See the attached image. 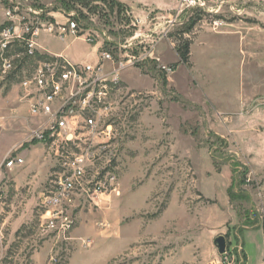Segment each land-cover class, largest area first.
<instances>
[{
	"label": "rangeland",
	"instance_id": "374dc122",
	"mask_svg": "<svg viewBox=\"0 0 264 264\" xmlns=\"http://www.w3.org/2000/svg\"><path fill=\"white\" fill-rule=\"evenodd\" d=\"M204 2L177 16L176 0H0V29L43 30L74 14L91 33L110 37L115 57L130 41L149 54L114 89L108 123L116 137L85 177L92 187L114 172L120 195L77 196L72 231L43 237L42 198L76 146L31 142L46 118L22 101L20 82L42 60H24L18 41L2 51L0 32V264H208L222 258L220 236L233 264H248L245 249L251 264L261 260L264 0ZM72 39L42 31L37 41L55 52ZM187 42L185 64L177 49ZM87 47L79 40L71 49ZM4 59L13 62L12 78ZM11 155L24 165L8 169Z\"/></svg>",
	"mask_w": 264,
	"mask_h": 264
},
{
	"label": "built area",
	"instance_id": "2783aa9c",
	"mask_svg": "<svg viewBox=\"0 0 264 264\" xmlns=\"http://www.w3.org/2000/svg\"><path fill=\"white\" fill-rule=\"evenodd\" d=\"M176 1L177 16L202 9L205 5L204 0ZM7 16L10 21L14 20L11 11H8ZM68 17L65 25L50 22L43 25V30L41 26L34 27L25 23L20 32L12 27L2 32V51L6 52L13 42L18 41L24 44L26 57L33 58L37 54L49 57L20 82L22 101L34 116L46 118L44 125L32 132L31 142L76 146V152L62 163L63 170L57 175L52 189L42 198L44 216L39 232L43 237L65 236L72 231L75 226L72 209L77 196L94 198L106 194L120 195V183L114 172H108L103 180L92 187L85 177L92 167L101 162L116 137L113 125L108 121L114 109L112 94L122 82L123 72L149 58L146 47H135L132 41L119 46L120 50H125L123 58L115 57L113 51L107 48L110 37L101 39L99 35L82 27L74 14ZM42 31L57 35L62 41L71 35L73 39L92 44L97 48L98 61L95 64L74 63L62 55L41 53L37 40ZM134 48L138 54L129 53ZM13 69V62L4 59L3 73L8 74ZM24 163L21 156L11 155L6 167L12 170ZM221 257V260L208 264L234 263L229 251Z\"/></svg>",
	"mask_w": 264,
	"mask_h": 264
},
{
	"label": "crops",
	"instance_id": "0c3cea01",
	"mask_svg": "<svg viewBox=\"0 0 264 264\" xmlns=\"http://www.w3.org/2000/svg\"><path fill=\"white\" fill-rule=\"evenodd\" d=\"M80 39H72V42L71 44H76L77 42H79ZM84 42V41H83ZM71 44H68L66 46L65 49L61 50V51H52V50H48L44 44L38 42V45H39V50L41 53L43 54H49L51 56H54V55H62L64 57H66L67 59H69L70 61L74 62V63H93L95 64L98 59H99V55H98V51H97V48H94V47H87V50L82 52V53H75L72 49H71ZM87 44V43H85ZM245 254L247 255V261H248V264H251L250 263V259H249V256L246 252V249H245ZM263 261H264V252H262V257H261V260L258 261L256 264H263Z\"/></svg>",
	"mask_w": 264,
	"mask_h": 264
},
{
	"label": "trees",
	"instance_id": "16d2710c",
	"mask_svg": "<svg viewBox=\"0 0 264 264\" xmlns=\"http://www.w3.org/2000/svg\"><path fill=\"white\" fill-rule=\"evenodd\" d=\"M66 0H64V2H65ZM104 1H107V2H113L114 0H104ZM68 4V3H67ZM64 4V5H66V7H70V5L68 4ZM69 10V9H68ZM11 25L10 24H5L1 29H0V32L3 30V29H5L6 27H10ZM9 51V49L6 51V52H8ZM24 52H25V49H24ZM177 52H178V54H179V56H180V59H181V61L183 62V63H185V64H188V62H189V57H190V44L187 42L186 44H184L183 46H181V47H179L178 49H177ZM35 58H38V60L40 61V60H46V59H49V57L48 56H44V55H41V54H37L36 56H35ZM27 59V57L24 59V60H26ZM23 60V61H24ZM22 67V64H20L19 65V68H21ZM15 73H16V70H14L11 74L12 75H10V78H12V77H14V75H15ZM214 164H217L216 162H214ZM229 190H232V187L229 189Z\"/></svg>",
	"mask_w": 264,
	"mask_h": 264
},
{
	"label": "water",
	"instance_id": "95a60500",
	"mask_svg": "<svg viewBox=\"0 0 264 264\" xmlns=\"http://www.w3.org/2000/svg\"><path fill=\"white\" fill-rule=\"evenodd\" d=\"M214 243L217 246L220 255H223L226 253L227 243H226L225 237L220 236V237L216 238Z\"/></svg>",
	"mask_w": 264,
	"mask_h": 264
}]
</instances>
